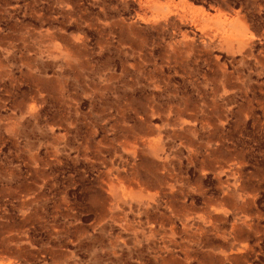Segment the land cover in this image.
Returning <instances> with one entry per match:
<instances>
[{"label": "rangeland", "instance_id": "1", "mask_svg": "<svg viewBox=\"0 0 264 264\" xmlns=\"http://www.w3.org/2000/svg\"><path fill=\"white\" fill-rule=\"evenodd\" d=\"M0 264H264V0H0Z\"/></svg>", "mask_w": 264, "mask_h": 264}, {"label": "trees", "instance_id": "2", "mask_svg": "<svg viewBox=\"0 0 264 264\" xmlns=\"http://www.w3.org/2000/svg\"><path fill=\"white\" fill-rule=\"evenodd\" d=\"M195 2L198 1V0H194Z\"/></svg>", "mask_w": 264, "mask_h": 264}]
</instances>
